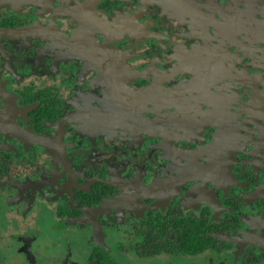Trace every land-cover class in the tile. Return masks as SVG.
Instances as JSON below:
<instances>
[{
  "label": "flooded vegetation",
  "instance_id": "obj_1",
  "mask_svg": "<svg viewBox=\"0 0 264 264\" xmlns=\"http://www.w3.org/2000/svg\"><path fill=\"white\" fill-rule=\"evenodd\" d=\"M0 264H264V0H0Z\"/></svg>",
  "mask_w": 264,
  "mask_h": 264
}]
</instances>
